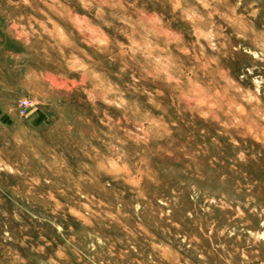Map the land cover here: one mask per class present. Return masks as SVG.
Returning <instances> with one entry per match:
<instances>
[{"label": "rangeland", "instance_id": "374dc122", "mask_svg": "<svg viewBox=\"0 0 264 264\" xmlns=\"http://www.w3.org/2000/svg\"><path fill=\"white\" fill-rule=\"evenodd\" d=\"M0 264H264V0H0Z\"/></svg>", "mask_w": 264, "mask_h": 264}, {"label": "built area", "instance_id": "2783aa9c", "mask_svg": "<svg viewBox=\"0 0 264 264\" xmlns=\"http://www.w3.org/2000/svg\"><path fill=\"white\" fill-rule=\"evenodd\" d=\"M22 105H24V106H25V105H26V102H22Z\"/></svg>", "mask_w": 264, "mask_h": 264}]
</instances>
